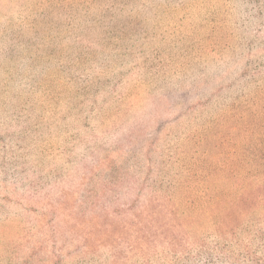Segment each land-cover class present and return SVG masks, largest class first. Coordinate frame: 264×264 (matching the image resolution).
<instances>
[{
  "label": "rangeland",
  "instance_id": "rangeland-1",
  "mask_svg": "<svg viewBox=\"0 0 264 264\" xmlns=\"http://www.w3.org/2000/svg\"><path fill=\"white\" fill-rule=\"evenodd\" d=\"M218 251L264 258V0H0V264Z\"/></svg>",
  "mask_w": 264,
  "mask_h": 264
},
{
  "label": "trees",
  "instance_id": "trees-1",
  "mask_svg": "<svg viewBox=\"0 0 264 264\" xmlns=\"http://www.w3.org/2000/svg\"><path fill=\"white\" fill-rule=\"evenodd\" d=\"M168 244L177 251L183 246L181 243H177L176 239L174 238H170L168 240ZM223 251H218V255L216 257H212L207 264H242L237 260H233L231 256H225ZM223 261H228V263H223ZM254 264H264V258L256 257Z\"/></svg>",
  "mask_w": 264,
  "mask_h": 264
}]
</instances>
